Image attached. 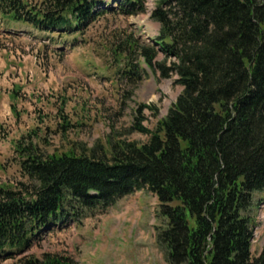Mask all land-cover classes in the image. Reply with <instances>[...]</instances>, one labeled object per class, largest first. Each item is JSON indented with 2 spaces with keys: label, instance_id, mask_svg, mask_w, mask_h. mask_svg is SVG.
Masks as SVG:
<instances>
[{
  "label": "trees",
  "instance_id": "16d2710c",
  "mask_svg": "<svg viewBox=\"0 0 264 264\" xmlns=\"http://www.w3.org/2000/svg\"><path fill=\"white\" fill-rule=\"evenodd\" d=\"M105 0H0L6 21L40 33L82 34ZM146 0H115L123 15ZM158 29L147 46L129 42L120 81L141 80L139 59L181 91L152 129L137 104L130 130L143 142L73 145L46 152L35 133L13 147L21 180L0 184V257L29 250L44 232L105 209L136 191L156 198L155 239L167 264H264L253 253L264 194V0H154ZM116 55V54H115ZM162 55L161 59H157ZM20 88L10 94L12 111ZM63 121V131L71 127ZM15 264H73L25 255Z\"/></svg>",
  "mask_w": 264,
  "mask_h": 264
},
{
  "label": "rangeland",
  "instance_id": "374dc122",
  "mask_svg": "<svg viewBox=\"0 0 264 264\" xmlns=\"http://www.w3.org/2000/svg\"><path fill=\"white\" fill-rule=\"evenodd\" d=\"M105 1L113 11L97 16L82 34L61 38L0 18V184L22 179L13 145L31 131L46 152L73 145L107 150L114 141L143 142L147 135L130 130L137 104L154 106L143 110L141 120L152 129L180 93L174 76L160 77L137 54L132 60L142 64L141 80L135 85L120 81L129 42L147 46L158 23L147 10L123 15L114 0ZM17 87L21 90L14 113L9 96ZM64 120L72 125L65 131ZM261 197L254 254L264 241V194ZM155 209V196L136 191L105 209L85 210L78 220L50 230L26 252L0 257V264L45 253L69 257L73 264H167L155 239Z\"/></svg>",
  "mask_w": 264,
  "mask_h": 264
},
{
  "label": "bare ground",
  "instance_id": "6f19581e",
  "mask_svg": "<svg viewBox=\"0 0 264 264\" xmlns=\"http://www.w3.org/2000/svg\"><path fill=\"white\" fill-rule=\"evenodd\" d=\"M126 213H127V212H126ZM126 213H125V214H126ZM120 215H121V214H120ZM123 215H124V214H123Z\"/></svg>",
  "mask_w": 264,
  "mask_h": 264
}]
</instances>
